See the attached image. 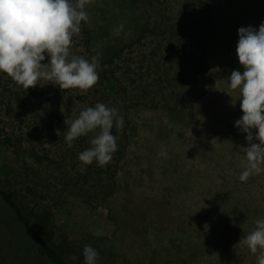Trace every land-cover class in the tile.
I'll list each match as a JSON object with an SVG mask.
<instances>
[{
  "label": "rangeland",
  "instance_id": "374dc122",
  "mask_svg": "<svg viewBox=\"0 0 264 264\" xmlns=\"http://www.w3.org/2000/svg\"><path fill=\"white\" fill-rule=\"evenodd\" d=\"M86 10L97 50L128 45L144 23L142 12L129 0H87ZM261 21L264 0H216L208 37L216 86L178 114L137 108L125 118L131 102L121 103V130L129 138L120 189L110 201L97 205L72 196L54 201L52 195L43 193L36 175L38 162L30 153L39 135L32 124L40 120L36 114L47 117L49 84L24 89L0 72V134L30 140L23 148L0 146V181L54 206L56 241L81 247L98 244L102 250L97 264H257L258 253L237 245L243 235L222 225L216 199H224L229 184L242 191L250 186L251 196L264 191V181L254 174L246 181L239 179L248 141L246 133L235 126L243 115L239 92L229 89L227 80L234 69L244 70L236 53L238 28H258ZM120 24L124 28L117 35ZM128 49L125 63L131 58ZM33 90L37 97H31ZM62 90L66 107L56 112L68 114L72 108L79 115L82 109L95 106L91 98L83 99L91 96L90 89ZM197 113L204 119H197ZM253 142L259 143L255 137ZM161 149L167 157L158 155ZM14 263L9 238L1 232L0 264Z\"/></svg>",
  "mask_w": 264,
  "mask_h": 264
},
{
  "label": "trees",
  "instance_id": "16d2710c",
  "mask_svg": "<svg viewBox=\"0 0 264 264\" xmlns=\"http://www.w3.org/2000/svg\"><path fill=\"white\" fill-rule=\"evenodd\" d=\"M129 1L144 18L134 41L130 40L133 42L97 50L93 32L83 21L80 32L72 38L71 55L90 59L100 53L99 79L90 88L91 96L83 99L91 98L95 104L102 102L118 110L123 101L131 102L125 118L131 109L137 108L164 110L170 114L187 110L217 84L210 69L208 40L216 0ZM127 49L131 58L125 63L127 60L123 55ZM48 84L47 117L36 114L40 120L34 119L32 124L39 135L30 153V157L38 162L36 175L38 173L40 177L43 193L52 195L54 201L67 196L91 205L110 201L120 189L128 133L112 129L118 135V148L106 165L79 161L78 154L91 146L89 140L96 133L82 135L68 146L63 133L58 135L56 130L65 131V120L78 115L72 108L68 114L56 112L66 107L63 104L66 102L63 93L66 92L51 81ZM33 95L38 96L35 90L32 98ZM26 140L29 139L0 134V146L7 148H23ZM254 177L264 181V171ZM186 185L183 186L188 189ZM249 188L242 191L229 184L224 199H216L219 202L216 211L221 215L222 225L238 235L253 230L255 220L264 218V191L260 196H251ZM48 205L30 194H20L0 181V233L4 232L9 238L15 255L14 264H85L83 246L56 241V215L54 206ZM239 228L247 229L240 231ZM205 236L210 238L207 233ZM89 245L99 253L102 250L98 244Z\"/></svg>",
  "mask_w": 264,
  "mask_h": 264
},
{
  "label": "clouds",
  "instance_id": "9594fccd",
  "mask_svg": "<svg viewBox=\"0 0 264 264\" xmlns=\"http://www.w3.org/2000/svg\"><path fill=\"white\" fill-rule=\"evenodd\" d=\"M86 3L87 0H0V72L24 89L49 81L66 90L87 91L94 86L99 79L100 53L90 59L70 54L73 36L80 32L81 22L89 19ZM123 28L120 24L116 34ZM238 36L236 53L244 70L234 69L227 80L229 89L238 90L243 112L235 126L246 133L248 141L243 147L245 160L239 175L241 181H246L250 175L264 171V21L258 28L239 27ZM118 111L115 106L97 102L82 109L76 118H67V129H57V134L63 133L71 147L75 139L95 132L89 140L91 146L78 154V160L104 166L118 148V135L112 131L123 127ZM196 118L204 119L199 113ZM252 129L258 131L253 133ZM254 137L259 143L253 142ZM158 155L167 157V151L161 149ZM237 245L258 253L257 264H264V218L256 219L254 229L245 233ZM83 256L85 264H97L99 252L85 244Z\"/></svg>",
  "mask_w": 264,
  "mask_h": 264
}]
</instances>
